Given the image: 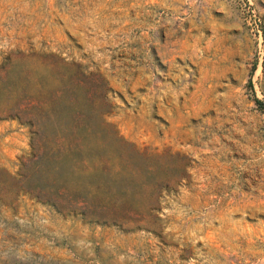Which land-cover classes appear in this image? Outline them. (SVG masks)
Listing matches in <instances>:
<instances>
[{
	"label": "rangeland",
	"instance_id": "obj_1",
	"mask_svg": "<svg viewBox=\"0 0 264 264\" xmlns=\"http://www.w3.org/2000/svg\"><path fill=\"white\" fill-rule=\"evenodd\" d=\"M0 202V264H264V0H0Z\"/></svg>",
	"mask_w": 264,
	"mask_h": 264
},
{
	"label": "trees",
	"instance_id": "obj_2",
	"mask_svg": "<svg viewBox=\"0 0 264 264\" xmlns=\"http://www.w3.org/2000/svg\"><path fill=\"white\" fill-rule=\"evenodd\" d=\"M25 120L30 127L29 136V153L25 161L21 162L16 185L18 190H11L9 193L24 194L35 202L55 209L60 205L58 198L62 195L59 187L50 177L58 173L55 152H60L62 148L55 146L48 147L42 136L41 126L34 118H26ZM71 149L73 151H81L80 142H74ZM86 203L85 200H83ZM0 205H5L0 202ZM11 205V202L8 203Z\"/></svg>",
	"mask_w": 264,
	"mask_h": 264
}]
</instances>
